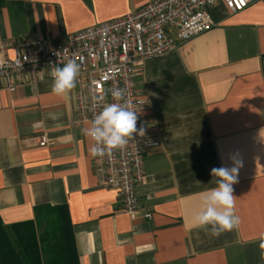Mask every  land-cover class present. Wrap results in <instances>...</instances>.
Wrapping results in <instances>:
<instances>
[{"label": "crops", "instance_id": "crops-1", "mask_svg": "<svg viewBox=\"0 0 264 264\" xmlns=\"http://www.w3.org/2000/svg\"><path fill=\"white\" fill-rule=\"evenodd\" d=\"M151 1L0 0V44L26 36L57 42ZM208 11V31L135 67L149 146L134 217L94 171L81 131L86 123L74 124L76 87L61 98L51 93L48 71L35 84L13 75L12 90L0 78L3 224L30 221L38 208L65 207L78 264H261L264 1L232 13L217 0ZM233 154L243 165L233 186L240 224L213 237L192 228L191 216L215 187L211 169L231 167Z\"/></svg>", "mask_w": 264, "mask_h": 264}, {"label": "built area", "instance_id": "built-area-1", "mask_svg": "<svg viewBox=\"0 0 264 264\" xmlns=\"http://www.w3.org/2000/svg\"><path fill=\"white\" fill-rule=\"evenodd\" d=\"M217 0H154L121 18L105 21L64 39L43 43L26 36L19 42L0 44V78L13 89V75H23L37 83L43 71L51 72L69 59L80 66L76 79L75 125L86 123L99 113L103 104L112 103V91L122 89L125 99L139 112L137 127L142 126L140 110L143 101L135 94V67L144 61L161 57L181 42L208 31L213 22L208 9ZM232 13L264 0H220ZM264 80V56L261 58ZM46 140L41 138L40 145ZM143 137L129 140L123 150L109 156L93 157L94 171L105 184L116 191L121 211L134 217L139 208L135 187L143 181ZM149 215H146L148 217Z\"/></svg>", "mask_w": 264, "mask_h": 264}, {"label": "clouds", "instance_id": "clouds-1", "mask_svg": "<svg viewBox=\"0 0 264 264\" xmlns=\"http://www.w3.org/2000/svg\"><path fill=\"white\" fill-rule=\"evenodd\" d=\"M79 72V64L72 59L62 67L52 68L49 73L52 78L51 93L61 98L68 97L76 87ZM111 95L114 102L103 104L101 111L81 129L82 134L91 142L89 154L92 157H110L115 150H123L129 140L145 135V128L137 127L139 112L125 99L124 90L115 89ZM48 118L59 120L56 113H50ZM229 159L232 161L231 167L220 166L211 169L215 187L202 194L199 208L191 216L192 228L204 229L213 237L230 232L240 224V218L235 213L237 197L234 195L233 186L238 183L239 169L243 165L236 154ZM258 239L259 258L261 264H264V232L259 233Z\"/></svg>", "mask_w": 264, "mask_h": 264}, {"label": "trees", "instance_id": "trees-1", "mask_svg": "<svg viewBox=\"0 0 264 264\" xmlns=\"http://www.w3.org/2000/svg\"><path fill=\"white\" fill-rule=\"evenodd\" d=\"M67 209L38 208L30 221L0 220V264H78Z\"/></svg>", "mask_w": 264, "mask_h": 264}]
</instances>
